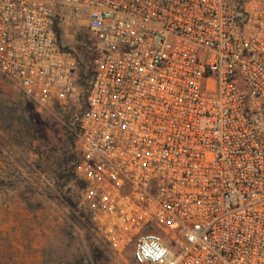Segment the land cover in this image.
<instances>
[{"label": "built area", "instance_id": "2783aa9c", "mask_svg": "<svg viewBox=\"0 0 264 264\" xmlns=\"http://www.w3.org/2000/svg\"><path fill=\"white\" fill-rule=\"evenodd\" d=\"M0 73L71 110L79 206L111 250L264 264V0H0Z\"/></svg>", "mask_w": 264, "mask_h": 264}, {"label": "rangeland", "instance_id": "374dc122", "mask_svg": "<svg viewBox=\"0 0 264 264\" xmlns=\"http://www.w3.org/2000/svg\"><path fill=\"white\" fill-rule=\"evenodd\" d=\"M60 29L89 66L84 30ZM78 158L71 110L40 111L0 73V264H136L80 208Z\"/></svg>", "mask_w": 264, "mask_h": 264}, {"label": "trees", "instance_id": "16d2710c", "mask_svg": "<svg viewBox=\"0 0 264 264\" xmlns=\"http://www.w3.org/2000/svg\"><path fill=\"white\" fill-rule=\"evenodd\" d=\"M59 35H60V34H59ZM80 42H81V41H80ZM90 57H91V56H90ZM85 67H86V66H85L84 64H82V68H83V70L85 69ZM89 73L92 74V69H91V68H90Z\"/></svg>", "mask_w": 264, "mask_h": 264}]
</instances>
